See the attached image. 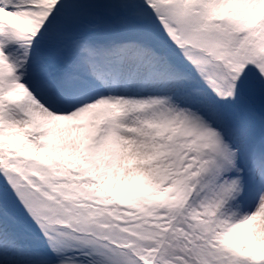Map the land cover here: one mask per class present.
I'll return each instance as SVG.
<instances>
[{
  "label": "snow or ice",
  "instance_id": "obj_1",
  "mask_svg": "<svg viewBox=\"0 0 264 264\" xmlns=\"http://www.w3.org/2000/svg\"><path fill=\"white\" fill-rule=\"evenodd\" d=\"M0 264H264V0H0Z\"/></svg>",
  "mask_w": 264,
  "mask_h": 264
}]
</instances>
